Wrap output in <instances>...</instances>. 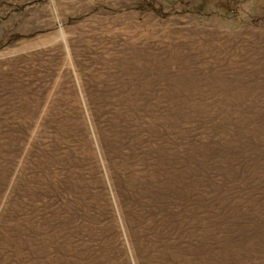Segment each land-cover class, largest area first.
<instances>
[{"label":"rangeland","instance_id":"374dc122","mask_svg":"<svg viewBox=\"0 0 264 264\" xmlns=\"http://www.w3.org/2000/svg\"><path fill=\"white\" fill-rule=\"evenodd\" d=\"M0 264H264V0H0Z\"/></svg>","mask_w":264,"mask_h":264}]
</instances>
